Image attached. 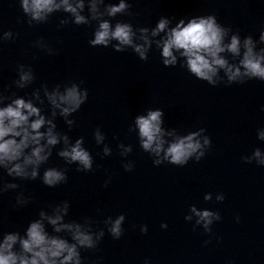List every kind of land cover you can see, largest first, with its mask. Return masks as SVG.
I'll return each mask as SVG.
<instances>
[{
  "label": "water",
  "instance_id": "obj_1",
  "mask_svg": "<svg viewBox=\"0 0 264 264\" xmlns=\"http://www.w3.org/2000/svg\"><path fill=\"white\" fill-rule=\"evenodd\" d=\"M117 2L105 0L106 4ZM127 2L130 15L110 18L113 25L121 21L151 29L161 17H168L172 27L181 18L212 14L242 38L252 35L258 39L264 29V0ZM83 14L87 15V6ZM66 15L57 12L46 23L30 26L19 0H0V33L14 34V39L0 42V91L29 98L45 84L50 90L69 82L86 88L87 101L69 117L75 121L72 128L59 115L54 122L57 131L73 142L84 138L93 169L78 172L77 165H67L56 154L62 145L53 149L40 169L41 176L48 167L66 169L67 182L55 188L45 186L39 178L9 177L0 169V185H19L0 194V233L23 235L40 210L50 211L51 206L68 201L66 221L91 218L94 230L105 231L96 249H81L83 264H144L145 260L149 264H264V166L242 160L255 148L264 151V141L257 139V130L264 128V82L253 79L211 86L179 63L165 67L155 44L146 61L130 48L116 52L111 46L92 47L89 40L95 22L59 27ZM41 39L53 54L36 46ZM19 64L30 66L35 76L24 89L13 84ZM37 106L50 115L46 99ZM157 108L164 112L162 127L166 131L174 129L183 136L206 130L211 147L199 162L157 166L141 149L137 133L130 131L134 118ZM98 127L112 149L109 156L103 155L104 145L95 142L93 133ZM120 143L132 146L127 157L120 155ZM129 161L134 163L130 172L123 167ZM21 192L29 198L24 206L16 203ZM206 193H212L211 201L204 200ZM217 193L224 194L223 202L216 201ZM191 205L219 212L221 219L213 223L211 233L199 226L194 230L195 220H185ZM120 214L125 216L124 232L120 239H113L104 220ZM165 223L167 228H162ZM143 225H147V233H141ZM47 230L52 231L50 226Z\"/></svg>",
  "mask_w": 264,
  "mask_h": 264
},
{
  "label": "clouds",
  "instance_id": "obj_2",
  "mask_svg": "<svg viewBox=\"0 0 264 264\" xmlns=\"http://www.w3.org/2000/svg\"><path fill=\"white\" fill-rule=\"evenodd\" d=\"M19 3L30 26L46 23L57 12L67 14L59 20V27L69 23L79 26L95 22L90 46H111L116 52L130 48L140 60L146 61L155 44L165 67H175L179 63L192 76L211 86L242 84L253 79L264 82V46L258 47L264 45V29L258 39L252 35L242 38L239 32L220 24L212 14L193 16L187 20L181 18L172 27V20L168 17H161L151 29L134 28L131 23L121 21L113 25L110 18L130 15L131 5L127 0L107 4L105 0H19ZM86 6L87 15L83 14ZM156 37L160 39H153ZM12 39V31L0 33V42ZM36 46L53 54L43 39L36 41ZM17 74L18 79L13 84L18 89L28 87L35 80L30 66L19 64ZM88 95V90L76 82L63 86L57 84L51 90L46 84L42 85L29 98L16 96L15 93L5 95L0 91V169L9 177L21 180L39 178L45 186L55 188L67 182L66 169L48 167L42 176L40 169L49 161L53 149L62 145L56 154L67 165H77L78 172L92 171L94 161L84 147V138L73 142L66 133L57 131L54 122L59 115L70 130L75 121L69 117L81 108ZM45 99L51 108L50 115L44 114L43 109L37 106L43 105ZM163 117V110L157 108L148 109L146 114L134 118L130 131L137 133L141 149L153 157V164L157 166L165 162L175 166H185L190 160L199 162L211 147L206 130L200 128L183 136L176 135L174 129L166 131L162 127ZM93 136L97 145H104L103 155H111L112 149L105 144V134L99 127ZM257 139L264 141V128L257 130ZM118 148L122 157L132 152L131 145L120 143ZM242 160L264 166V151L255 148ZM123 167L130 172L134 163L129 161ZM18 187L16 183L0 185V194ZM203 198L211 201L212 193H206ZM215 199L223 202L225 196L217 193ZM16 203L24 206L29 203V198L21 192L16 196ZM69 207V202L63 201L51 206L50 211L40 210L38 218L29 222L23 235L20 232L0 233V264H83L81 249H96L105 231L94 230L91 218H84L83 222L66 221ZM188 213L185 220L194 219V230L199 226L205 233H211L213 223L221 219L219 212L199 209L195 205L189 207ZM236 219L239 221V217ZM124 221L123 214L104 220L113 239H120L123 235ZM49 226L51 232L47 230ZM161 227L167 228V224H161ZM140 231L147 233V225L141 226ZM144 264H149V261L145 260Z\"/></svg>",
  "mask_w": 264,
  "mask_h": 264
}]
</instances>
